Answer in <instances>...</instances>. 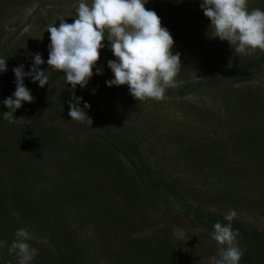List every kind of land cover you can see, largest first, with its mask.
I'll return each mask as SVG.
<instances>
[{
  "label": "rangeland",
  "instance_id": "374dc122",
  "mask_svg": "<svg viewBox=\"0 0 264 264\" xmlns=\"http://www.w3.org/2000/svg\"><path fill=\"white\" fill-rule=\"evenodd\" d=\"M1 1V53H14L30 66L33 56H28L26 49L44 59L51 43L47 25L59 27L64 20L73 23L80 3ZM85 2L90 5L92 0ZM202 2L145 0V7L155 11L169 30L173 54L179 53L181 59L176 87L166 90L162 100L140 102L127 85L108 87L106 82L114 79L113 74L93 73L88 86L77 85L75 91L64 76L55 85L66 99L75 95L89 105L121 108V124L128 125L131 119L137 124L140 116L146 115L153 131H143V142L138 136L142 154L178 196L150 192L138 169L116 150L104 157L101 171L95 174L98 160L93 150L102 138L93 127L59 118L35 102H24L16 110L18 114H13L25 118L23 122L9 123L2 116L9 111L3 104L8 97L0 96V170L13 182L40 183L38 204L28 206L27 220L36 217L38 227L63 237L73 264H217L222 246L184 211V202L225 216L235 211V219L264 232V161L249 156L264 151V142L260 145L248 131H239V126L245 125L252 133L256 123L264 128V64L251 73L253 76L236 77L220 85L199 84L219 71L260 58L263 52L236 54L229 42L214 38L210 19L193 23L196 15H204ZM257 4L258 0H248V10L256 9ZM162 9L180 17L166 18ZM22 34L27 40L26 47L19 44L20 51ZM109 60L116 57L105 40L98 63L108 66ZM186 85L193 89L188 95L180 97L174 92ZM32 86L35 93L38 83ZM240 115L247 119L240 122ZM258 133L264 140V130L258 129ZM220 141L226 155L217 150ZM17 154L20 158L16 161ZM82 159L88 160L81 168L90 165L86 175L78 168ZM215 167L223 172L213 171ZM18 215L0 207V264H19L16 254L8 251L16 231L22 228ZM137 222L139 226L134 225ZM141 225L145 226L137 229ZM31 236L28 243L38 253L31 264H51L52 250L43 247L36 235Z\"/></svg>",
  "mask_w": 264,
  "mask_h": 264
},
{
  "label": "clouds",
  "instance_id": "9594fccd",
  "mask_svg": "<svg viewBox=\"0 0 264 264\" xmlns=\"http://www.w3.org/2000/svg\"><path fill=\"white\" fill-rule=\"evenodd\" d=\"M145 0H92L89 5L80 0L73 23L61 21L47 25L50 33L48 69L63 73L66 82L74 89L77 85L86 88L93 77L104 41L110 42L116 60H109L108 67L114 79L107 81L108 87L127 85L130 94L142 102L162 100L169 88L176 87L180 71V54H173L174 40L169 30L162 26L155 11L145 7ZM201 9L210 19V30L214 38L228 41L236 54L254 55L257 50L264 52V11L248 10V0H203ZM33 65L25 71L20 65L13 68L16 90L3 100L9 109L2 114L9 123L23 122L15 112L24 102H34L30 90L25 87L26 77L38 83L41 88L49 85L50 72L41 70L45 63L40 53L31 54ZM7 61L0 58V73L7 72ZM231 66V65H230ZM97 75L103 70L97 68ZM14 97V98H13ZM83 103L84 107L79 105ZM73 121H87L92 125L84 109L90 105L75 95L68 101ZM236 216L231 211L225 216L228 223H215L212 239L218 242L220 257L217 264H239L244 251L237 246L239 231L233 230L232 221ZM33 239L24 228L15 233L9 254H16L19 264H31L37 256V249L28 241Z\"/></svg>",
  "mask_w": 264,
  "mask_h": 264
},
{
  "label": "trees",
  "instance_id": "16d2710c",
  "mask_svg": "<svg viewBox=\"0 0 264 264\" xmlns=\"http://www.w3.org/2000/svg\"><path fill=\"white\" fill-rule=\"evenodd\" d=\"M1 2H4L1 1ZM256 9H260L264 11V0H258V4ZM168 11L165 12L164 16L176 18L180 17L178 13H171L168 15ZM174 14V15H173ZM184 17V16H183ZM193 18V23L197 22L200 18L206 17L201 14L200 16H195ZM18 34V33H16ZM21 38L19 40V44L22 47H26L25 41L27 40L26 34L20 35ZM223 43L228 44V41H224ZM19 50L22 48L19 46ZM31 48L29 50L26 49L28 56L30 55ZM5 53L2 54L0 50V58H3L7 62V72L0 73V96L2 97H10L16 90V77L13 68H16L20 65L24 66V70L30 71L32 66L30 63L23 62L24 59L21 57H17L14 53L10 54ZM26 53V54H27ZM26 56V55H25ZM24 56V57H25ZM49 58V53L44 57L45 63ZM264 64V52L260 58L251 59L245 64H238L237 66L229 67L223 71H219L215 73L213 76L206 78L201 81L199 84L201 85H220L224 84L236 77H245V76H253L251 73L255 74V72L261 70L262 65ZM33 65V62H32ZM46 68L43 69L42 65L40 66L41 70H48L50 72L49 85H46L44 88H41L38 84L37 91L35 93L31 92L32 89L30 86L34 87L32 79L26 77L24 80L25 87L28 88L34 97V102L43 107L44 109L50 111L54 115L62 119H71L68 115L69 113V105L68 101L70 99H66L64 97L63 92H60V89H55L56 83L63 77V73L53 70L51 68L48 69V66L45 65ZM97 68L103 70L104 75L113 74L111 69L107 65H103L98 63L96 68L93 69V73H96ZM114 76V74H113ZM60 87V85H59ZM187 87V88H186ZM67 88V87H66ZM167 90H171L170 88ZM192 87L186 85L179 87L178 89H174V92L180 97H184L192 92ZM166 94V92H165ZM258 100L261 101L260 95H258ZM79 107L83 108L84 105L81 103ZM87 113L88 117L92 120V125L88 123L86 120L82 121L86 126L93 127L96 130V133L102 138L100 139L102 143L98 144V148L93 150V157L98 160V169L95 174H98L101 171L102 165L100 164L104 157L107 155H111L114 151H118L123 154L130 160L133 166L138 169L141 176L143 177L146 186L150 192H164L170 193V195L178 196V192L175 190L173 186L168 184L167 180L158 176L156 172L149 166L146 162V159L143 156L142 147H140L141 143L144 141V133L148 128H151L149 123L146 121V115L140 116L137 121V124L131 119L129 120V124H121L120 114L121 108L118 107H106L101 105H90L89 109H84ZM18 114V112H15ZM24 114V113H23ZM20 115V114H19ZM152 118L154 116L152 114ZM238 119L241 121H245L247 119L246 115L238 116ZM155 120V119H154ZM231 121V120H230ZM232 122V121H231ZM136 124V125H135ZM259 123L255 124V131L252 133L249 132L247 126H239V131L244 130L248 131V134L252 137L256 143L262 145L264 140L260 138L258 133V129L264 130V128H258ZM237 127H235L236 129ZM152 129V128H151ZM158 127L156 126L155 131H158ZM153 131V129H152ZM255 133V134H254ZM140 136L143 140L140 141ZM149 138V136H146ZM11 139V138H10ZM197 140V138H194ZM147 144V142H145ZM151 143H148L149 146ZM224 143L220 141V145L217 147V150L226 155L227 153L223 150ZM148 153H152L150 149H147ZM251 153V152H249ZM254 154V153H252ZM257 154V155H256ZM250 158L256 159L259 162L261 160L264 161V151L258 150L254 155H249ZM258 159H257V158ZM20 158L18 154L16 155V161ZM88 159H82V161L78 164V168H80V173L85 174L89 172L87 168H89V164L85 167L81 166L86 163ZM89 163V162H87ZM221 171L219 168H214L213 171ZM51 175V174H49ZM40 183H33L29 181V183L24 182L23 179L18 181H10L4 173L0 170V207L3 208L4 211L13 212L15 215H18V221L22 228L29 231L32 235H36L38 240L44 243L43 247H48L52 250V258L51 264H73L69 258L67 257V249L63 243V237H59L54 232H46V229L43 227H38L37 222L39 219L33 217L31 220H27V208L33 206L34 204H38V196ZM221 201H228V199H223V197L219 198ZM29 206V207H28ZM184 211L188 214H191L193 219L202 227L210 231L211 233L214 231L213 225L217 222L222 224H227L228 221L225 220V215L221 213H210L206 212L199 207H194L188 202H184L183 205ZM36 220V221H35ZM149 222V221H148ZM139 223V222H137ZM135 223V226H139V224ZM233 230L239 231V236L237 237V246L244 251V255L241 257L239 264H263L264 262V232L258 231L256 228H253L247 223L241 222L238 219H235L231 222ZM137 224V225H136ZM149 225V224H147ZM145 225H141L137 229L143 228ZM45 227V226H44ZM254 256L259 257V259L254 260Z\"/></svg>",
  "mask_w": 264,
  "mask_h": 264
}]
</instances>
